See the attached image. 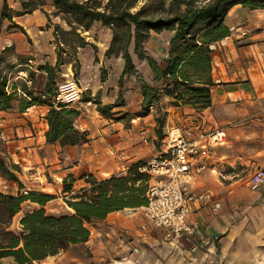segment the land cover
Wrapping results in <instances>:
<instances>
[{
  "label": "crops",
  "instance_id": "crops-1",
  "mask_svg": "<svg viewBox=\"0 0 264 264\" xmlns=\"http://www.w3.org/2000/svg\"><path fill=\"white\" fill-rule=\"evenodd\" d=\"M3 6L4 0H0V19ZM8 6L13 20H4L0 30V73L7 96L14 95L0 108V154L9 155L3 159L10 163L11 158L25 178V171L40 174L47 168L63 182L73 176L75 189L83 183L81 190L87 186L84 176L99 181L127 177L131 166L147 163L163 151L165 138L160 140L156 134L158 118L164 120V130L185 125L204 132L224 130L228 138L225 145L213 149L206 171L191 172L182 179L187 191L211 192L213 199L190 206L189 222L199 228L194 236L183 240L180 249L166 243L161 232L152 227L145 206L128 207L110 213L92 227L87 243L42 263L52 259L53 264H264V185L255 191L248 187L252 172L264 169V10L236 6L230 11L225 20L229 36L211 46V106L202 110L181 102L176 106L171 96L163 95L148 114L135 116L143 104L140 86L134 75L125 76L120 83L125 62L122 55L106 57L113 34L104 30L100 36L104 48H99V55L92 54L91 47L78 51L81 69L77 80L83 94L81 101L69 107L79 112L76 128L88 133L89 142L62 147L46 140L51 107L44 104L31 109V99L24 96L27 91L34 96L44 94L51 83L42 68H56L59 60L57 22L50 23L40 9L16 16L23 11L20 0H8ZM14 24L25 33L11 28ZM173 35L170 31L153 32L146 43L148 55L162 68ZM130 53L146 82L163 91L167 81L155 80L148 63L134 53L133 45ZM97 59L116 63L105 82L101 79L103 66H94ZM63 60L60 69H55L57 86L75 79L71 63ZM26 77L33 86H27ZM120 95L126 101V112L133 117L130 128L122 120L101 116L95 104L85 101L91 98L113 105ZM29 174L31 179L35 177ZM43 178H38L41 183ZM159 180L152 178L150 184ZM10 184L0 173L1 194L18 196L25 192L18 186L11 187L13 193L5 191ZM127 209L135 211L127 216ZM25 213H20V219ZM143 225L147 226L145 233L141 231ZM137 237H142L139 243Z\"/></svg>",
  "mask_w": 264,
  "mask_h": 264
},
{
  "label": "trees",
  "instance_id": "trees-1",
  "mask_svg": "<svg viewBox=\"0 0 264 264\" xmlns=\"http://www.w3.org/2000/svg\"><path fill=\"white\" fill-rule=\"evenodd\" d=\"M20 1L23 11L16 16L33 14L38 9L42 11L45 3L51 2L55 9L53 17L60 18L66 26L65 28L59 23L54 25L59 60L56 68H42L47 70L51 82L47 91L38 96L29 91L25 92L31 99V106L46 104L51 107L47 116L49 130L46 140L49 144L59 143L62 147L88 143V133L76 128V120L79 117L77 110L66 106L55 108L49 99L45 100L42 96L50 98L56 94L55 69L59 70L63 64V55L74 57L76 65L80 66L77 60L80 49L91 47L95 52L98 50V47L82 37L79 31L89 32L95 23H101L112 32L113 39L106 51V57L111 59L122 55L125 67L120 83L125 76H136L143 96L141 115L145 116L152 106L158 105L163 95L171 96L176 106L181 102L202 110L211 106V46L229 36L225 20L230 11L236 6L264 10V0H172L167 9V17L150 18L144 15L147 8L131 12L140 0H109L106 5L102 0ZM156 3L162 4L161 1ZM8 10V0H4L0 30L4 20H13V15L8 14ZM45 14L52 23V15ZM11 28L25 33L23 28L15 24ZM164 31L173 32L174 35L170 40L166 65L162 68L148 55L146 43L153 32ZM132 45L139 60L148 63L155 80L167 81L163 91L151 87L136 70L130 53ZM68 62L72 63V60ZM101 79L102 82L107 79L105 68L101 70ZM5 87L6 82L2 80L0 73V108L14 95L7 96ZM121 97L120 95L119 99ZM85 101L95 104L102 116L111 119L116 117L114 110L119 108L117 103L103 105L99 100L91 98ZM157 122L156 134L162 140L165 122L161 118H158ZM144 164L131 166L128 176L124 178L99 181L93 176H84L82 179L87 186L78 193L74 191L76 180L73 176L66 178L62 191L64 195H72L66 203L73 211L68 215L56 216L46 211V206L55 199L50 194L28 192L12 196L0 193V216L3 217L0 218V260L11 258L14 264L42 263L50 257L67 252L73 246L87 243L92 227L105 221L110 213L128 207L147 206L151 178L140 173L139 169ZM20 169L13 162L8 165L0 157V173L8 180L18 183L22 190L24 184L17 176ZM26 203L36 204L39 208L25 213L19 221L18 230L13 231L12 222L23 211V205Z\"/></svg>",
  "mask_w": 264,
  "mask_h": 264
},
{
  "label": "built area",
  "instance_id": "built-area-1",
  "mask_svg": "<svg viewBox=\"0 0 264 264\" xmlns=\"http://www.w3.org/2000/svg\"><path fill=\"white\" fill-rule=\"evenodd\" d=\"M25 82L27 86H33L30 77H26ZM82 94L78 81L73 78L59 84L54 96L47 98L43 95L42 98L49 99L55 108H68L81 101ZM24 96L27 97L26 94ZM227 140L224 130L204 132L197 127L185 125L171 127L166 132L163 151L139 169L141 174H147L151 179L160 178L149 185L145 216L152 227L161 232L163 240L174 249H180L183 240L194 236L198 231V225L189 222L190 206L194 203H208L213 199L211 192L187 191L182 179L191 172L202 174L206 171L209 167L207 159L211 157L213 149L225 145ZM145 142L148 140L145 139ZM263 185L264 169H258L251 175L248 187L255 191ZM65 196L66 202L72 195ZM125 211L127 216H131L135 210ZM141 231L145 233L147 226L143 225ZM141 238L137 237L135 240L139 243Z\"/></svg>",
  "mask_w": 264,
  "mask_h": 264
},
{
  "label": "rangeland",
  "instance_id": "rangeland-1",
  "mask_svg": "<svg viewBox=\"0 0 264 264\" xmlns=\"http://www.w3.org/2000/svg\"><path fill=\"white\" fill-rule=\"evenodd\" d=\"M109 0H102L103 4L106 5L108 3ZM157 1H161V5L157 4ZM172 0H154V1H148V0H140L135 7L131 10V12L135 13L137 11H139L141 8H147L144 12L145 16H148L150 18H159V17H167L169 15L167 9H169L170 7V2ZM156 3L155 5H153L152 3ZM184 9V8H182ZM42 11L44 13H48L50 15H52L53 17V13L55 12V9L52 6L51 2H46L44 7L42 8ZM53 21L63 24V26L66 28L65 24L60 20V18H54L53 17ZM106 30V28H104L102 26L101 23H95L93 25V28L91 31L89 32H83V31H79V33H81V36L86 38V40L92 44H94L95 46L98 47V50L95 52V50H93L91 48V53L92 54H96L99 55L100 54V50L99 48L102 47L104 48V46H100V36L102 34V32ZM63 58H65V60L70 61L72 60V63L70 64L73 72H74V77L75 80H77L79 78V73H80V69L81 66H77L76 62L74 61V57H70V56H66L63 55ZM98 64H95V67H101V65L103 66V68H106V73L107 75L109 74L111 69H114L116 67V63L115 61L110 60L112 63H110L109 61H103L101 62V60H98ZM102 63V64H101ZM77 66V67H76ZM76 68L78 69V71H76ZM102 70V69H101ZM78 74V75H77ZM78 76V77H77ZM66 78V77H65ZM64 80V79H63ZM66 80V79H65ZM78 81V80H77ZM79 83V82H78ZM119 83V82H118ZM18 84H21L20 81H18ZM119 105V108H117L116 110H114V113L116 115V117H114L113 120H122L126 127L130 128L131 127V119L133 118L129 112H126V101L124 98H120L117 100L116 102ZM122 104H124V106H122ZM135 116L137 115H141L142 111L141 109L138 111H135ZM101 115V114H100ZM102 116V115H101ZM167 130H163V138H165V134H166ZM2 142L0 141V147H1ZM1 158H6V160L8 159L9 155H1ZM12 162V159H9ZM8 162V161H7ZM9 165V162H8ZM51 168V167H50ZM256 170H254L252 172V174L255 172ZM29 173H34L35 177L33 179H31V176H29ZM18 178L19 179H23V181L25 182L26 185H24V190L25 192H38V193H43V194H50L52 196H54V200L51 201L47 206H46V211L51 214V215H56V216H62V215H68V214H72L73 211L71 210V208L67 205V203L64 200V197H66L63 194L62 191V183H63V179L59 180L58 177H60V175H55L54 173L52 174V171H48L46 168V171L38 174L37 170H30V171H25V174H28V178H25L23 176V170L20 169V172L17 173ZM46 177L45 179L43 178V182L41 183L40 179L38 178H42V177ZM10 185L5 191H9L11 193H13V190L11 187H17L18 183L11 181ZM32 183H35V185L32 186ZM83 183H78L76 189L74 188V191L76 193H78L80 190V185H82ZM75 185V184H74ZM19 187V186H18ZM35 187V188H34ZM20 190V187H19ZM27 204V205H26ZM23 206V213L24 212H29L33 209H38L39 206L36 204H32V203H26ZM22 216V214L17 215L11 225V229L13 231L18 230L19 227V221H20V217ZM0 218H3L0 216ZM3 220V219H2ZM1 226V225H0ZM0 264H14L13 259L11 258H6L3 260H0ZM34 264H43V263H34ZM44 264H53L52 259L49 262H45ZM62 264H66V263H62Z\"/></svg>",
  "mask_w": 264,
  "mask_h": 264
}]
</instances>
